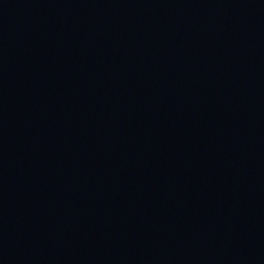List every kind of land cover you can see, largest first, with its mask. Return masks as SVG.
<instances>
[{
  "label": "water",
  "instance_id": "water-1",
  "mask_svg": "<svg viewBox=\"0 0 264 264\" xmlns=\"http://www.w3.org/2000/svg\"><path fill=\"white\" fill-rule=\"evenodd\" d=\"M0 264H264V0H0Z\"/></svg>",
  "mask_w": 264,
  "mask_h": 264
}]
</instances>
